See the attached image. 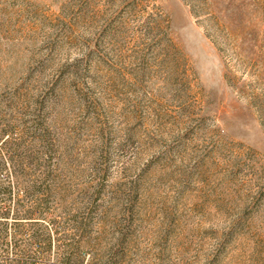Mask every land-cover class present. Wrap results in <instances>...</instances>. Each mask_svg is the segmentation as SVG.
Returning <instances> with one entry per match:
<instances>
[{
    "label": "rangeland",
    "instance_id": "rangeland-1",
    "mask_svg": "<svg viewBox=\"0 0 264 264\" xmlns=\"http://www.w3.org/2000/svg\"><path fill=\"white\" fill-rule=\"evenodd\" d=\"M9 157L53 192L3 259L264 264V0H0Z\"/></svg>",
    "mask_w": 264,
    "mask_h": 264
},
{
    "label": "trees",
    "instance_id": "trees-1",
    "mask_svg": "<svg viewBox=\"0 0 264 264\" xmlns=\"http://www.w3.org/2000/svg\"><path fill=\"white\" fill-rule=\"evenodd\" d=\"M3 135V134H2ZM10 137V136H9ZM6 147L10 144V141H5ZM15 143V142H14ZM14 147H9L8 152L11 149H18L19 145L12 144ZM23 160H15L13 157H9L7 166L10 169L9 174L2 175V171L5 169V165L0 160V220L8 218L11 213L15 219H34L37 221L47 220L49 217V208L52 201L53 190L45 181L42 176L35 175V172L26 173L28 164ZM23 174H27L24 176ZM21 177V178H20ZM22 179V180H21ZM34 217V218H29ZM0 241L3 236V224L0 223ZM50 234L41 233L39 235L33 234V239L37 241L38 247L41 245L51 244ZM1 243V242H0ZM43 257V253H41ZM69 260L68 258L64 259ZM16 258H4L0 255V264H26ZM36 263L48 264L44 262L43 258H39ZM32 264V263H31ZM61 264V263H58ZM63 264V263H62ZM103 264H112L110 260L103 262Z\"/></svg>",
    "mask_w": 264,
    "mask_h": 264
}]
</instances>
